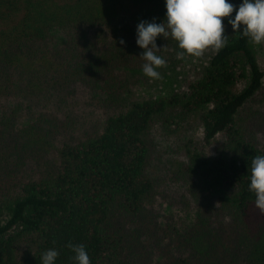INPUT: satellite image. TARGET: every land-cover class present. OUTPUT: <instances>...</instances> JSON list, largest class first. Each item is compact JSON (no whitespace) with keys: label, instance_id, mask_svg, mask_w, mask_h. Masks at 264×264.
I'll return each mask as SVG.
<instances>
[{"label":"trees","instance_id":"16d2710c","mask_svg":"<svg viewBox=\"0 0 264 264\" xmlns=\"http://www.w3.org/2000/svg\"><path fill=\"white\" fill-rule=\"evenodd\" d=\"M165 12L164 0H0V264H42L49 249L55 264H77L69 243L91 264H264L249 191L264 155V71L222 18L228 45L197 58L186 88L136 98V26ZM156 44L165 67L194 58H178L171 37ZM80 86L100 91V121L74 111ZM157 130L198 144L179 167L187 224L153 207Z\"/></svg>","mask_w":264,"mask_h":264},{"label":"clouds","instance_id":"9594fccd","mask_svg":"<svg viewBox=\"0 0 264 264\" xmlns=\"http://www.w3.org/2000/svg\"><path fill=\"white\" fill-rule=\"evenodd\" d=\"M164 4L166 12L161 23L141 21L136 26L135 42L143 50L142 71L148 78L159 80L158 69L166 66L165 59L157 55L160 51L156 44L158 36L171 37L177 42L181 50L178 58H200L209 49L219 53L228 45L222 20L228 18L232 32L240 33L253 45H264V0H240L238 5L230 0H164ZM249 179L255 207L264 213V155L252 159ZM67 247L75 254L73 259L77 264H91L85 245L69 243ZM58 256L57 250L49 249L41 256L42 264H55Z\"/></svg>","mask_w":264,"mask_h":264},{"label":"rangeland","instance_id":"374dc122","mask_svg":"<svg viewBox=\"0 0 264 264\" xmlns=\"http://www.w3.org/2000/svg\"><path fill=\"white\" fill-rule=\"evenodd\" d=\"M57 38V41L61 42V35L58 34ZM253 48L264 71V45H253ZM200 63V59L190 58L179 66L160 68L159 80L146 77L141 70L129 72L128 76L133 81V95L136 98H147L182 90L198 76ZM101 101L102 95L99 90L80 86L76 90L77 107L74 111L81 117L100 121L104 116ZM1 104L8 105V101L0 99ZM154 133L156 145L150 165L151 175L156 182L153 207L160 221L187 224L193 218L195 210L179 173V167L184 159V145L193 147L198 144L196 141L190 143L184 136L164 135L159 130ZM194 133L196 138L199 137L198 140L201 139L198 129Z\"/></svg>","mask_w":264,"mask_h":264}]
</instances>
